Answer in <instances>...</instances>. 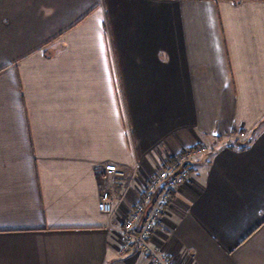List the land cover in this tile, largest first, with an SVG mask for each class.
<instances>
[{
	"label": "crops",
	"instance_id": "obj_1",
	"mask_svg": "<svg viewBox=\"0 0 264 264\" xmlns=\"http://www.w3.org/2000/svg\"><path fill=\"white\" fill-rule=\"evenodd\" d=\"M177 144L162 251L264 264V0H0V264H150L119 213Z\"/></svg>",
	"mask_w": 264,
	"mask_h": 264
},
{
	"label": "built area",
	"instance_id": "obj_2",
	"mask_svg": "<svg viewBox=\"0 0 264 264\" xmlns=\"http://www.w3.org/2000/svg\"><path fill=\"white\" fill-rule=\"evenodd\" d=\"M176 151L173 162L166 158L157 162L156 171L138 186L139 201L119 213L120 224L115 238L119 252L135 246L138 252L148 257L150 264H179L156 242L157 227L162 217L170 211L172 194L192 178L189 160L194 149L186 146ZM104 170L106 174L123 175V171L114 163L105 164ZM116 202L108 190H103L98 209L106 214L113 213Z\"/></svg>",
	"mask_w": 264,
	"mask_h": 264
},
{
	"label": "rangeland",
	"instance_id": "obj_3",
	"mask_svg": "<svg viewBox=\"0 0 264 264\" xmlns=\"http://www.w3.org/2000/svg\"><path fill=\"white\" fill-rule=\"evenodd\" d=\"M223 143H228V142L224 141ZM231 143H232V141H231ZM180 145H181V144H177V147L179 148V147H180ZM181 147H183V148H184V147H186V146H185V145H183V146H181ZM176 150H177V149H175V148L173 149L174 153H175V152H177Z\"/></svg>",
	"mask_w": 264,
	"mask_h": 264
},
{
	"label": "trees",
	"instance_id": "obj_4",
	"mask_svg": "<svg viewBox=\"0 0 264 264\" xmlns=\"http://www.w3.org/2000/svg\"><path fill=\"white\" fill-rule=\"evenodd\" d=\"M170 162H173V156L168 158Z\"/></svg>",
	"mask_w": 264,
	"mask_h": 264
}]
</instances>
